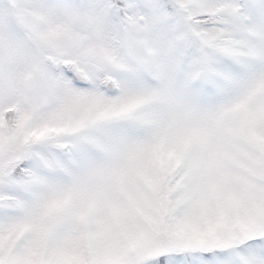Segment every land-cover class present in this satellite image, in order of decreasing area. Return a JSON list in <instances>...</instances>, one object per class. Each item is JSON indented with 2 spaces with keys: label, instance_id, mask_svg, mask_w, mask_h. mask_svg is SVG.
Wrapping results in <instances>:
<instances>
[{
  "label": "snow or ice",
  "instance_id": "obj_1",
  "mask_svg": "<svg viewBox=\"0 0 264 264\" xmlns=\"http://www.w3.org/2000/svg\"><path fill=\"white\" fill-rule=\"evenodd\" d=\"M0 264H264V0H0Z\"/></svg>",
  "mask_w": 264,
  "mask_h": 264
}]
</instances>
